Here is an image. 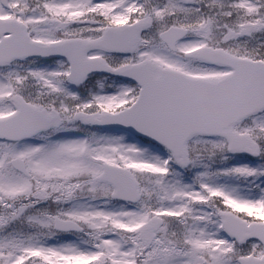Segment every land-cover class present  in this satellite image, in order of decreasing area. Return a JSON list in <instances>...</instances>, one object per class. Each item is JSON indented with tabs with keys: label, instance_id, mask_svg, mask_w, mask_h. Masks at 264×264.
Listing matches in <instances>:
<instances>
[{
	"label": "snow or ice",
	"instance_id": "obj_1",
	"mask_svg": "<svg viewBox=\"0 0 264 264\" xmlns=\"http://www.w3.org/2000/svg\"><path fill=\"white\" fill-rule=\"evenodd\" d=\"M0 264H264V0H0Z\"/></svg>",
	"mask_w": 264,
	"mask_h": 264
}]
</instances>
